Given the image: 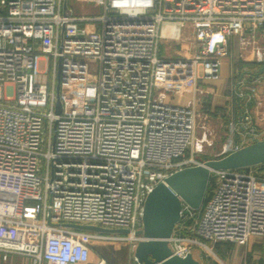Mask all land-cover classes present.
<instances>
[{"label":"built area","instance_id":"1","mask_svg":"<svg viewBox=\"0 0 264 264\" xmlns=\"http://www.w3.org/2000/svg\"><path fill=\"white\" fill-rule=\"evenodd\" d=\"M97 6L96 14L64 15L63 0H0L5 262L107 264L90 262L94 244L126 242L134 252L144 240L147 194L173 172L205 161L199 157L214 146L212 122L228 136L208 159L264 139V72L238 79L237 116L212 113L210 92L198 87L220 77L233 40L238 60L256 70L264 65V0H97ZM165 25L189 26L197 53L161 54ZM191 90L185 104L170 100ZM208 187L199 209L182 204L168 246L201 264H229L217 243L264 237V164L214 170ZM132 264H139L134 255Z\"/></svg>","mask_w":264,"mask_h":264},{"label":"water","instance_id":"2","mask_svg":"<svg viewBox=\"0 0 264 264\" xmlns=\"http://www.w3.org/2000/svg\"><path fill=\"white\" fill-rule=\"evenodd\" d=\"M63 14H68L67 0H63ZM264 72V65L257 73ZM56 112H60L57 102ZM264 164V139L251 143L217 158L205 160L201 165L177 170L158 183L147 194L142 211L144 237L137 243L133 255L139 264H201L191 254L185 257L172 255L168 239L179 221L182 204L197 210L201 207L208 190L211 172L214 170L242 169ZM66 227L104 232L127 233L126 229H108L88 224L66 223Z\"/></svg>","mask_w":264,"mask_h":264},{"label":"rangeland","instance_id":"3","mask_svg":"<svg viewBox=\"0 0 264 264\" xmlns=\"http://www.w3.org/2000/svg\"><path fill=\"white\" fill-rule=\"evenodd\" d=\"M68 13L70 9L75 12V14H96L99 11L97 6V0H67ZM161 54L169 58H179L190 56L196 54L199 50L197 42L194 40L192 29L189 26H179V25H165L162 29V40H161ZM246 64V63H245ZM41 68H43V62H41ZM45 70V69H44ZM230 75L229 61L226 56L221 59V78H228ZM226 118V117H225ZM215 122L217 120H214ZM226 122V119H225ZM198 123V122H197ZM214 146L213 148L206 147V154L204 156H213L219 152L221 142L227 138L228 130L217 125V123L212 122ZM197 134H199L197 132ZM254 239L262 237H251ZM250 238V239H251ZM249 239V240H250ZM248 243V242H247ZM98 245V244H97ZM226 245V244H225ZM246 245H236L228 244V246L221 245L218 248L215 245L216 253L225 259L228 263H231L232 253L237 249L238 253L245 250ZM104 253L108 261H112L114 264H130L132 261L133 252L128 243L124 242L121 244H106ZM223 246V247H222ZM16 257L15 263L24 264L25 259L22 261ZM18 260V262H17ZM1 263V257H0Z\"/></svg>","mask_w":264,"mask_h":264},{"label":"crops","instance_id":"4","mask_svg":"<svg viewBox=\"0 0 264 264\" xmlns=\"http://www.w3.org/2000/svg\"><path fill=\"white\" fill-rule=\"evenodd\" d=\"M228 51L229 54L225 56L229 61V77L221 78L220 76L217 79L200 80L198 82L199 89L210 92V111L212 113L221 112L223 115L225 114V117H227L230 112H234L236 114L238 111L237 99L235 96L238 79L241 77H253L258 70L255 69L257 64H245L238 60L237 40H233ZM250 71H252V74L249 73ZM191 92L192 90L187 93L177 94L170 100L185 104L190 99ZM237 115L238 113L236 116ZM105 248H107L106 245L94 244L90 254V262L96 263L100 259H104L106 261L107 258L103 252ZM234 251L235 252L232 253L231 257V263L229 264H264V237L258 239L251 238L248 241L245 250L240 253H238L237 249ZM15 259L16 257H13L10 261L6 262L1 259L0 264H16ZM18 259L19 261L24 260L20 257ZM24 264H28V262L25 261ZM130 264H132V261Z\"/></svg>","mask_w":264,"mask_h":264},{"label":"trees","instance_id":"5","mask_svg":"<svg viewBox=\"0 0 264 264\" xmlns=\"http://www.w3.org/2000/svg\"><path fill=\"white\" fill-rule=\"evenodd\" d=\"M209 157L208 156H200L199 157V159L200 160H206V159H208ZM208 189H209V187H208ZM208 191V190H207ZM208 193V192H207ZM206 195H208V194H206ZM228 246V244H230V243H217L216 244V246L218 247V248H220L221 247V245H224V246H226V245ZM223 247V246H222ZM104 252V251H103ZM105 254V253H104ZM106 263L107 264H114L112 261H108V259L106 260Z\"/></svg>","mask_w":264,"mask_h":264}]
</instances>
